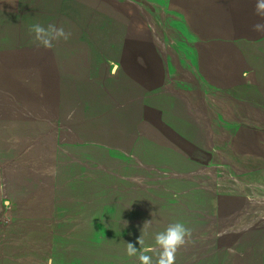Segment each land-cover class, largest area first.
<instances>
[{"label":"rangeland","instance_id":"1","mask_svg":"<svg viewBox=\"0 0 264 264\" xmlns=\"http://www.w3.org/2000/svg\"><path fill=\"white\" fill-rule=\"evenodd\" d=\"M255 3L0 0V264H139L126 243L153 244L176 222L191 236L175 264H264V212L240 209L224 170L188 176L140 139L142 111L127 104L153 84L128 74L137 48L163 41L178 74L204 82L221 50L235 55L226 39L258 18ZM37 23L71 37L46 49Z\"/></svg>","mask_w":264,"mask_h":264},{"label":"crops","instance_id":"2","mask_svg":"<svg viewBox=\"0 0 264 264\" xmlns=\"http://www.w3.org/2000/svg\"><path fill=\"white\" fill-rule=\"evenodd\" d=\"M257 22L260 17L226 39L235 55L225 57L221 50L207 64L204 82L195 81L190 73L178 74L163 41L152 43V53L137 48L134 69L128 74L139 90L146 89V76L153 84L151 91L129 98L127 104L142 111L136 121L140 139L178 156L192 167L188 176L199 174L195 166L205 172L224 170L235 181L231 192L249 203L240 209L264 212V33L252 30ZM147 65L158 70L146 71ZM161 67L166 71L163 76Z\"/></svg>","mask_w":264,"mask_h":264},{"label":"clouds","instance_id":"3","mask_svg":"<svg viewBox=\"0 0 264 264\" xmlns=\"http://www.w3.org/2000/svg\"><path fill=\"white\" fill-rule=\"evenodd\" d=\"M255 14L261 18V22L252 25V30L264 33V0H256ZM30 32L40 46L51 49L54 41L61 39L67 41L71 32L65 31L61 26L48 24L47 27L37 23L31 26ZM71 118V114H69ZM127 223V222H126ZM148 222H145L146 225ZM191 236V230L181 222L169 224L162 232L155 234L153 244H145L140 236L135 242L126 243V254L129 257H136L139 264H175L176 253L180 247L185 245L187 238ZM139 245V248L136 245ZM151 254V255H150ZM153 256L157 259L153 261ZM47 264H54L53 258L49 257Z\"/></svg>","mask_w":264,"mask_h":264}]
</instances>
